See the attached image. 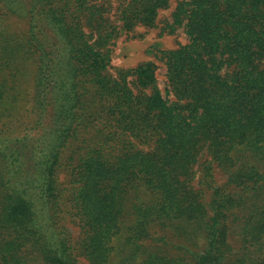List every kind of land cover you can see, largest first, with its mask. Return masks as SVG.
Listing matches in <instances>:
<instances>
[{
	"label": "trees",
	"instance_id": "16d2710c",
	"mask_svg": "<svg viewBox=\"0 0 264 264\" xmlns=\"http://www.w3.org/2000/svg\"><path fill=\"white\" fill-rule=\"evenodd\" d=\"M171 1L0 0V264H264V0L113 72Z\"/></svg>",
	"mask_w": 264,
	"mask_h": 264
},
{
	"label": "rangeland",
	"instance_id": "374dc122",
	"mask_svg": "<svg viewBox=\"0 0 264 264\" xmlns=\"http://www.w3.org/2000/svg\"><path fill=\"white\" fill-rule=\"evenodd\" d=\"M177 0H172L170 8L163 11L159 18L158 28L155 30L144 31L139 29V34L136 38L122 37L113 50V63L112 71L115 72L117 68H132L138 66L142 62L154 60L156 49H171L174 48L177 43H185L187 36L184 30H179L178 36H170L167 33L161 35L162 30L165 29L166 21H170L173 9L175 8ZM9 25L18 27V25L11 20ZM24 26L21 25L19 30H23ZM159 71V83L164 88L165 82V67L160 66ZM178 243V242H173Z\"/></svg>",
	"mask_w": 264,
	"mask_h": 264
}]
</instances>
